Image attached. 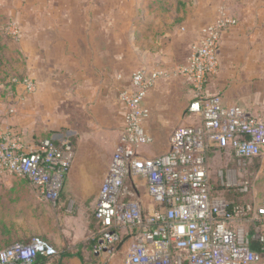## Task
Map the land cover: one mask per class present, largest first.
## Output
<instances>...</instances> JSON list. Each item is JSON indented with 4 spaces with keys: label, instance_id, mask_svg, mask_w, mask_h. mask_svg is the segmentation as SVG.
I'll return each mask as SVG.
<instances>
[{
    "label": "crops",
    "instance_id": "crops-1",
    "mask_svg": "<svg viewBox=\"0 0 264 264\" xmlns=\"http://www.w3.org/2000/svg\"><path fill=\"white\" fill-rule=\"evenodd\" d=\"M221 11L236 25L221 34L218 72L205 96L220 97L226 106L238 105L264 118V0H0V21L11 23V34L18 32L14 36L25 56L24 75L36 84L33 92L22 84L12 90L8 101L20 107L12 110L16 125L10 133L28 151L44 139L60 145L76 142L58 204L47 203L26 178L9 174L3 180L10 189L26 191H14L11 209L21 217H16L17 226H7L0 246L31 240L34 230L23 216L32 213L31 204L37 202L46 217L43 239L60 249L50 264L62 255L61 264H123L130 241L100 253L93 245L98 235L94 214L110 160L103 135L118 131L121 139L120 93L132 87L135 73L150 74L156 68L167 77L158 79L145 99L150 117L161 126L173 125L172 118L176 124L181 119L179 126L194 123L188 108L176 105L169 74L178 70L177 58L192 53ZM55 126L71 130L66 137ZM141 151L146 157L163 153ZM86 178L91 179L88 185ZM55 208L65 213L59 229L48 218ZM248 226L255 228L253 223Z\"/></svg>",
    "mask_w": 264,
    "mask_h": 264
},
{
    "label": "built area",
    "instance_id": "built-area-1",
    "mask_svg": "<svg viewBox=\"0 0 264 264\" xmlns=\"http://www.w3.org/2000/svg\"><path fill=\"white\" fill-rule=\"evenodd\" d=\"M233 25L235 20L221 11L176 71L195 90L188 107L195 121L173 131L167 151L146 157L140 149L151 140L145 99L167 74L139 71L132 87L121 91L124 130L97 199L96 252L128 240L123 264H264V200L231 210L214 200L206 161L212 148L231 149L240 166L264 156V118L205 96L218 72L221 34ZM21 84L26 92L36 89L29 78ZM73 158L69 143L44 139L28 151L9 130L0 129V170L28 179L49 202L58 199ZM253 241L260 251L253 249ZM40 254L56 257L58 251L35 237L0 249V264H34Z\"/></svg>",
    "mask_w": 264,
    "mask_h": 264
},
{
    "label": "rangeland",
    "instance_id": "rangeland-1",
    "mask_svg": "<svg viewBox=\"0 0 264 264\" xmlns=\"http://www.w3.org/2000/svg\"><path fill=\"white\" fill-rule=\"evenodd\" d=\"M10 26L11 23L0 21V129H2V127L4 126L3 128H6L8 130H11V128H14V126L16 125V119L14 117L16 112H13L12 110L18 109L20 107L15 106L14 104L12 105L11 103L13 102L9 103L8 101L9 98L14 96V94H11V79L12 77H25V56L20 50V42L15 38L13 34L10 33ZM191 54L189 56L185 55L177 58L176 66H181L182 64H184L187 58H190ZM163 68L164 67H162L161 69ZM158 69L160 68H156L154 70ZM170 73V77H168L170 78L169 81L172 80V84L169 85L172 89V97L176 105L180 109L186 110L189 103L193 99V94L195 95V90L193 86L190 83L188 84L186 81H184L183 77L176 71ZM13 118L15 120H13ZM121 119L123 123L122 116ZM172 119V124L174 123L173 125H169L167 123L166 125L161 126L159 123H157V121L153 119V117H150L149 114L147 130L151 140L147 145L141 148L144 152L150 154L167 151L169 147L170 137L175 128L180 125L181 121L180 119L179 123L176 124V119ZM118 124L120 126L119 122ZM55 129H57L55 130L56 132H63L67 137V134L71 130V127L55 126ZM103 141L105 142L107 148H109L108 153L110 160H107V173L100 185V189L106 179V176H108L110 164L120 144V140L118 139V131L107 134L106 136L103 135ZM69 143L73 146H71V148L76 157V142L74 139H70ZM206 161L210 181L211 183H213L215 190L214 192L216 197L214 200H216L217 202L220 201L219 198L224 194H227L229 200H236L238 203H257L260 200H264V156H260V158L248 161L245 165L240 166L237 163L233 152H230V150L221 149L220 151H217L216 149L212 148L207 152ZM72 166L73 162L71 164V168ZM71 168L69 169L65 177V181L68 178ZM7 176H9L7 172L0 170V238H3L8 234L7 226H17L18 222L16 221V217H21L16 215V209L14 207L13 209H11L10 201H12L13 203L15 202L13 201V197L15 196L14 191H26L24 188H19V186H17L18 189H10V184L8 182L4 183L3 181L7 180ZM90 182V178L85 179V185H88ZM63 189L64 184L58 199L55 200L54 203L49 202L46 199L44 200L47 201V203L49 202L53 205L58 204L59 200L61 199ZM228 189L231 191H229ZM30 190L31 189H29V191ZM33 190L37 189L34 188ZM234 190L237 192H234ZM37 192H39V190H37ZM37 192H35L36 195L38 194ZM140 192L144 194L145 188L142 187ZM25 202L30 203V201L28 200H25ZM31 206L32 213L23 217H26L27 219V226L31 225L34 230L32 238L39 237L43 239L42 231L44 226L43 218H46L45 213L41 210V206L37 205V202L31 204ZM57 210L58 208L55 212L54 210H52L51 215H48V218L54 220L56 229H59L62 226V220L65 213ZM71 212L73 213L75 212V210L72 209ZM72 213L71 215H73ZM249 225L252 226V223H249ZM248 228L251 233L255 232L256 227L254 229H251L248 226ZM1 247L3 246H0V248ZM54 247L58 252L60 251V249H58L56 246Z\"/></svg>",
    "mask_w": 264,
    "mask_h": 264
},
{
    "label": "trees",
    "instance_id": "trees-1",
    "mask_svg": "<svg viewBox=\"0 0 264 264\" xmlns=\"http://www.w3.org/2000/svg\"><path fill=\"white\" fill-rule=\"evenodd\" d=\"M25 79H26V77H12V79H11V84H12L11 90H15L17 88V86L19 84H21ZM57 145L61 146L60 144H57ZM258 158H260V156L255 157L252 160H255V159H258ZM211 184H212V188H213V198H215L216 196H215V192H214L215 191L214 190V186H213V183H211ZM229 191H231V190H229ZM234 192H237V191L234 190ZM238 193H241V192H238ZM219 200L225 202L226 206H227V208L229 210H231L234 206H237V205L243 206V205L247 204V203H238L236 200H229V198L227 197V194L222 195V197H220ZM93 223L96 226V233L99 232L100 226L98 225V223L96 221L95 214H94ZM16 243H19V242H16ZM96 244H97V239L94 241L93 245H96ZM252 246H253V249L256 250V251H260V249H261V245L257 241H253ZM7 247H1L0 249H4V248H7ZM62 256H64V255H62ZM62 256L60 257L59 260L52 262V264H61ZM50 258H52V257H47L45 255H41L40 254V255L37 256L34 264H50V261H51Z\"/></svg>",
    "mask_w": 264,
    "mask_h": 264
}]
</instances>
